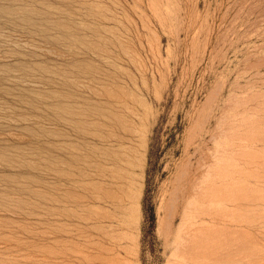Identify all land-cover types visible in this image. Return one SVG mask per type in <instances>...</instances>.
I'll return each instance as SVG.
<instances>
[{
	"label": "rangeland",
	"instance_id": "374dc122",
	"mask_svg": "<svg viewBox=\"0 0 264 264\" xmlns=\"http://www.w3.org/2000/svg\"><path fill=\"white\" fill-rule=\"evenodd\" d=\"M0 264H264V0H0Z\"/></svg>",
	"mask_w": 264,
	"mask_h": 264
}]
</instances>
